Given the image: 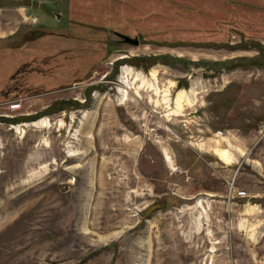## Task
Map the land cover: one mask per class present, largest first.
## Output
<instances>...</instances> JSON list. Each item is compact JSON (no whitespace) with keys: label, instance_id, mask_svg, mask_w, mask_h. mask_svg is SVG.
Wrapping results in <instances>:
<instances>
[{"label":"rangeland","instance_id":"rangeland-1","mask_svg":"<svg viewBox=\"0 0 264 264\" xmlns=\"http://www.w3.org/2000/svg\"><path fill=\"white\" fill-rule=\"evenodd\" d=\"M0 264H264V0H0Z\"/></svg>","mask_w":264,"mask_h":264},{"label":"bare ground","instance_id":"bare-ground-1","mask_svg":"<svg viewBox=\"0 0 264 264\" xmlns=\"http://www.w3.org/2000/svg\"><path fill=\"white\" fill-rule=\"evenodd\" d=\"M128 71V68H124V73H126ZM154 90L157 91V88L154 86ZM121 93H122V98L119 100L120 102L122 101V99H124V97L126 96V93L127 91L122 89L121 90ZM165 93V92H164ZM164 95V94H163ZM183 96V92H179L177 94V97L175 99V104L177 105V107L180 105V101H181V98ZM188 96V95H187ZM190 97V96H189ZM192 97V96H191ZM184 98V97H183ZM188 98V97H187ZM164 100L167 101V97L164 95L163 97ZM189 101V99H188ZM190 102L193 103V100L192 98L190 99ZM215 152L217 153V155L222 159L224 160L225 162H229V160L231 159L230 158V155L229 153L227 152V150H221V149H216ZM165 159L167 160V162L170 161V157L168 156L167 152H165ZM254 207V205H249L247 206V210L249 211L250 209H252Z\"/></svg>","mask_w":264,"mask_h":264},{"label":"water","instance_id":"water-1","mask_svg":"<svg viewBox=\"0 0 264 264\" xmlns=\"http://www.w3.org/2000/svg\"><path fill=\"white\" fill-rule=\"evenodd\" d=\"M115 35L117 37H119L120 40L122 42H124V43L130 44L132 46H136L138 44V39L136 37L131 38L129 36H126V35H123V34H120V33H115Z\"/></svg>","mask_w":264,"mask_h":264},{"label":"built area","instance_id":"built-area-1","mask_svg":"<svg viewBox=\"0 0 264 264\" xmlns=\"http://www.w3.org/2000/svg\"><path fill=\"white\" fill-rule=\"evenodd\" d=\"M218 134L221 135V132L218 131ZM246 195L244 190H235V196L236 197H244Z\"/></svg>","mask_w":264,"mask_h":264},{"label":"trees","instance_id":"trees-1","mask_svg":"<svg viewBox=\"0 0 264 264\" xmlns=\"http://www.w3.org/2000/svg\"><path fill=\"white\" fill-rule=\"evenodd\" d=\"M253 1H255V0H247V2H249V3H253Z\"/></svg>","mask_w":264,"mask_h":264}]
</instances>
